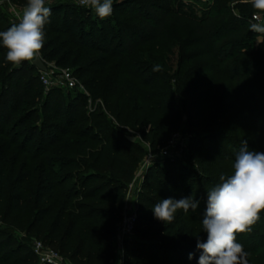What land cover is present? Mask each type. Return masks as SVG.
Here are the masks:
<instances>
[{
	"label": "trees",
	"instance_id": "trees-1",
	"mask_svg": "<svg viewBox=\"0 0 264 264\" xmlns=\"http://www.w3.org/2000/svg\"><path fill=\"white\" fill-rule=\"evenodd\" d=\"M51 1L52 4L48 5L51 15L45 25L44 45L39 54L46 62H54L56 67L72 71L87 90L98 82L100 71L96 67L100 65L98 60L101 57L122 64L126 73L145 85L156 82L159 77L157 70L147 63L131 61L130 57L137 49L156 43L168 29L189 30L199 52L211 60L209 67L191 69L183 77L177 93L181 100L185 101L200 91L199 84L192 80L201 72H209L226 84L214 109L209 134L194 140V146L187 155V160L202 170L197 187L194 188V182L183 185V180L176 187L162 179L160 172L146 173L134 231L137 226L139 230L144 228L143 236L150 241L126 238L123 243V264H198L197 236L202 241L206 240L200 235L198 223L206 209L208 191L220 182L224 167L234 164L243 142L249 151L264 152V35L251 31L249 24L253 15H264V12H258L246 0H211L210 5L198 15L173 10L172 0H122L114 4L112 15L105 19L96 14L93 16L89 11L83 13L89 30L80 31L77 35L72 30L76 22L74 11L82 10L64 3L66 0ZM9 2L20 12L26 0ZM10 16L11 19H6L0 13V31H6L16 23ZM260 36L262 42L257 44L255 40ZM6 54L7 49L0 45V138L20 148L32 147L44 156L47 167L56 164L60 169L76 172L82 166L75 160L72 138L100 146L93 151L92 159L96 168L107 169V175L88 176L78 190L73 187L63 189L62 178H58L51 167L45 172V182L39 186L38 202L45 207L40 209L37 217V225L41 228L39 234L50 231L56 236L65 215L60 211L54 216V207L47 206L49 199L56 196L65 199L80 197L93 203L115 204L116 213L94 205L81 207L80 213L74 216L58 240L59 251L65 254L70 264L86 254L90 259H96L93 253L102 245L96 234L103 233L106 227L114 226L120 219L123 196L134 178L135 156H139L141 151L115 132H109L108 127L94 133L96 129L86 124L83 96L65 101L57 89L45 94L40 73L32 62L25 61L16 66L7 61ZM104 94L106 98L119 96L125 98L126 103L131 102V84L115 77L109 78ZM144 99L151 101L152 97L146 93ZM214 130L215 133L212 132ZM225 131H244L252 136L248 140L235 141L225 135ZM144 136L152 151L159 146L162 149L168 146L169 140L163 133ZM63 138L67 139L62 141ZM215 138L220 139L219 142H229L225 152L221 143L211 141ZM79 140L76 147L82 149ZM215 165L218 175L212 171ZM167 168H171L170 164ZM1 182L0 215L6 199ZM81 191L84 193L80 194ZM172 192L180 199L192 196L199 201L196 211H188V218L194 223L184 237H181L183 228L173 233L174 226L158 227V219L152 211L155 204L170 198ZM10 198L17 206L18 193L11 194ZM260 221L264 227V213L260 215ZM153 230L155 233L152 235ZM192 237H196L195 241H189ZM190 253L194 254L192 259H189ZM252 259V264H264V256H252ZM0 264L42 263L27 243H17L0 231Z\"/></svg>",
	"mask_w": 264,
	"mask_h": 264
},
{
	"label": "rangeland",
	"instance_id": "rangeland-1",
	"mask_svg": "<svg viewBox=\"0 0 264 264\" xmlns=\"http://www.w3.org/2000/svg\"><path fill=\"white\" fill-rule=\"evenodd\" d=\"M121 1L113 0V6ZM210 2L211 0H172V9L180 13L198 15L202 9L210 5ZM64 3L73 6L74 9L82 10V12L74 11L76 22L72 29L73 33L78 35L80 31H88L89 26L84 20L83 13L89 11V14L94 16L95 11L89 7L81 6L79 0H66ZM51 4V0H46V6ZM10 9L19 10L9 0H6L2 7L0 6L1 15L6 19H11ZM255 42L261 43L262 38H257ZM37 59H40L46 66L47 73L45 74L55 85L50 90H59L65 101L72 100L77 96L84 97L86 124L96 129L94 133H99L102 127H108L109 132L113 131L128 141L132 139L134 142L131 143L141 151L139 156H135L137 161L134 178L123 196L120 219L114 226L106 227L103 233L96 234L102 244L93 253L96 255V259H90L86 254L71 263L123 264L124 240L126 238L145 239L144 228L139 230L138 226L137 230L129 234L128 237H120L118 231L119 224L125 214L135 212L137 215L138 203L141 198L140 192L146 173L157 174L160 172L162 179L172 182L176 187L181 180L184 181L183 185L194 182V188L197 187L202 170L194 163L189 162L187 155L194 146V140L207 137L209 134L214 109L226 84L209 72H201L192 80L199 84L200 91L185 101L179 98L177 93L181 88L183 77L191 69L200 70L211 65L210 57L199 52L190 37L189 30L168 29L165 36L156 43H149L147 46L137 49L135 54L130 57L131 61L147 63L159 72L158 79L151 85H145L139 79L126 73L122 64L101 57V60H98L100 65L96 67V70L100 72L95 87L87 90L77 77L72 76L75 86L71 88L69 82L62 76V69L56 67L54 62H46L40 54ZM114 77L131 84V102L126 103L125 98L119 96L106 98L104 86L109 78ZM49 91H45V94ZM146 93L152 97L151 101L144 99ZM77 127L78 125H76ZM212 132L215 133L216 130ZM143 133H145L144 135L149 134L150 137L155 133L165 134L167 139L173 143L171 152L164 156L161 146L152 151ZM225 135L232 137L235 141L248 140L252 136L251 133L244 131H225ZM66 139L63 138L62 141ZM78 140L73 137L71 143L74 148L75 160L82 166L81 170L76 172L60 169L56 164L51 166L55 175L62 178L63 189L73 187L78 190L88 176L105 177L107 175V169L96 168V162L92 159L93 151L98 150L100 146L93 145L87 140H79L83 146L82 149H77ZM211 141L219 142L220 139L215 138ZM219 143L222 144L225 152L229 142L222 140ZM168 164L171 166L170 169L167 168ZM51 167L46 166L44 156L32 147L20 148L17 145L9 144L7 139L0 138V181H2L1 184L6 193L0 215V231L8 234L17 243H27L32 251L35 247L40 246L44 253H54L66 260L65 254L59 251L58 240L74 216L80 213L81 207L94 205V207L111 210L113 213H116V208L114 209L115 204L110 202L93 203L92 200H82L80 197L65 199L63 196H56L53 199L48 198L47 206L54 207V216L62 211L65 219L56 236H53L50 231L39 234L41 228L37 225V217L40 209L45 207V204L41 205L38 202L39 186L45 182V172ZM212 171L216 175L219 174L216 165L212 167ZM232 172L233 164L224 167L223 173L230 175ZM13 193H18L20 197L17 206L12 203L10 198ZM83 193V191L80 192V194ZM170 196V198L180 199V196L173 192L170 193ZM188 217L189 212L178 210L171 223L165 224L158 220V227L174 226L173 233H178L179 229L183 228L184 234L181 237H184L194 223ZM198 227L200 235L205 238L207 234L203 232L201 222L198 223ZM151 233L153 235L155 230ZM195 238L192 237L189 241H195ZM145 241H150V238ZM183 241L181 240V242ZM237 242L241 243L244 251L248 253V264L253 263L252 256H264V227L261 226L260 219L251 226L250 231L238 234Z\"/></svg>",
	"mask_w": 264,
	"mask_h": 264
},
{
	"label": "clouds",
	"instance_id": "clouds-1",
	"mask_svg": "<svg viewBox=\"0 0 264 264\" xmlns=\"http://www.w3.org/2000/svg\"><path fill=\"white\" fill-rule=\"evenodd\" d=\"M81 6L93 9L100 19L112 15L113 0H79ZM258 12H264V0H246ZM51 8L46 0H26L18 18L6 31H0V45L7 49L6 59L19 66L39 57L44 45L45 25ZM250 30L264 34V23H251ZM219 183L207 193L202 214L206 240L197 236L200 251L198 264H248L247 255L237 235L251 230L264 212V152L249 151L243 142L233 164L232 174L222 173ZM199 201L192 196L165 198L152 207L156 219L171 223L178 210L196 211ZM189 254V259L193 258Z\"/></svg>",
	"mask_w": 264,
	"mask_h": 264
},
{
	"label": "built area",
	"instance_id": "built-area-1",
	"mask_svg": "<svg viewBox=\"0 0 264 264\" xmlns=\"http://www.w3.org/2000/svg\"><path fill=\"white\" fill-rule=\"evenodd\" d=\"M205 1V0H204ZM210 1V0H207ZM6 0H0V6L5 3ZM18 11L14 9H10V14L12 15L13 20L17 22L18 18L16 13ZM264 15L262 14H255L249 20V24L251 23H264ZM259 35H264L260 34ZM261 38V36L259 37ZM63 78L69 82V86L73 88L75 86V81L73 79V73L70 70H62ZM40 81L45 91H49L54 85L49 77L46 76L45 73H40ZM172 141H169L168 146L163 149L162 154L164 156L168 155L172 149ZM137 221V215L135 212L127 213L123 216L122 221L119 224V235L120 237H128L134 231V227ZM34 254L38 257L40 263L42 264H70L68 261L62 259L59 255L54 253H44L40 246L34 248Z\"/></svg>",
	"mask_w": 264,
	"mask_h": 264
},
{
	"label": "water",
	"instance_id": "water-1",
	"mask_svg": "<svg viewBox=\"0 0 264 264\" xmlns=\"http://www.w3.org/2000/svg\"><path fill=\"white\" fill-rule=\"evenodd\" d=\"M32 66L39 72V73H47V68L43 64L40 59H36L32 62ZM130 142H134L132 139H129Z\"/></svg>",
	"mask_w": 264,
	"mask_h": 264
}]
</instances>
